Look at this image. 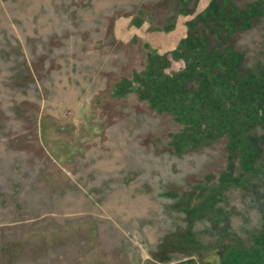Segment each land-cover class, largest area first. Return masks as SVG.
Listing matches in <instances>:
<instances>
[{"label": "rangeland", "instance_id": "rangeland-1", "mask_svg": "<svg viewBox=\"0 0 264 264\" xmlns=\"http://www.w3.org/2000/svg\"><path fill=\"white\" fill-rule=\"evenodd\" d=\"M0 264H264V0H0Z\"/></svg>", "mask_w": 264, "mask_h": 264}]
</instances>
